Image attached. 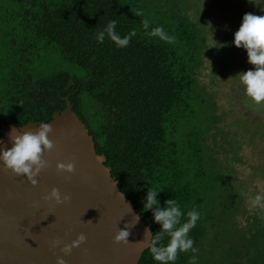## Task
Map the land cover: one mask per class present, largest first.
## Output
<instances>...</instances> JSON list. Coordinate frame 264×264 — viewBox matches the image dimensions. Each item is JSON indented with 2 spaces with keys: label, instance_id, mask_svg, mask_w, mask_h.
Listing matches in <instances>:
<instances>
[{
  "label": "trees",
  "instance_id": "obj_1",
  "mask_svg": "<svg viewBox=\"0 0 264 264\" xmlns=\"http://www.w3.org/2000/svg\"><path fill=\"white\" fill-rule=\"evenodd\" d=\"M6 7L13 11L14 25L3 39L7 61L0 67V133L9 124L49 122L67 107L68 98L153 233L160 226L151 210L142 211L149 188L161 191V206L173 198L183 211L201 212L190 232L196 253L178 252L175 261L190 264L216 221L209 183L218 186L222 179L213 175L222 165L210 155V144L208 174L202 137L196 136L188 153L180 141L181 128L198 103L199 28L179 11H161V0H9ZM109 20L117 21L121 37L135 33L127 47L117 48L107 37L97 42L95 34ZM158 25L174 37L171 42L148 35ZM55 53L83 69L86 77L66 71L37 75L36 61ZM195 135L190 132L188 138ZM215 201L218 217L234 208V201L223 195ZM139 264L158 262L146 250ZM254 264H264V250H258Z\"/></svg>",
  "mask_w": 264,
  "mask_h": 264
},
{
  "label": "rangeland",
  "instance_id": "obj_2",
  "mask_svg": "<svg viewBox=\"0 0 264 264\" xmlns=\"http://www.w3.org/2000/svg\"><path fill=\"white\" fill-rule=\"evenodd\" d=\"M8 3L0 0V67L7 61L4 35L14 25ZM173 10L189 17L203 37L195 88L198 103L190 122L181 128L180 141L188 153L189 144L202 137L208 174L209 144L210 155L222 165L213 174L221 176V182L209 183L207 191L211 210L216 212L217 196L234 201V208L220 217L212 211L216 221L196 264H254L258 250H264V213L250 203L257 192L264 194V103L252 102L239 83L237 74L255 66L248 63L246 49L236 47L233 40L245 13L264 15V0H161V11ZM58 71L87 75L59 53L43 55L34 65L39 76ZM190 132L196 135L188 138Z\"/></svg>",
  "mask_w": 264,
  "mask_h": 264
},
{
  "label": "water",
  "instance_id": "obj_3",
  "mask_svg": "<svg viewBox=\"0 0 264 264\" xmlns=\"http://www.w3.org/2000/svg\"><path fill=\"white\" fill-rule=\"evenodd\" d=\"M67 101L49 121L53 147L43 153L46 166L35 177V186L0 162V264H57V257L65 264H139L147 250L146 241H141L144 231L152 230L121 190L107 157L101 154L103 161H98L94 137ZM38 123L6 125L0 140L10 148L13 128L34 132ZM58 163H72L74 171L58 170ZM53 188L62 202L50 198ZM65 195L70 199L64 201ZM125 227L129 242H115L114 236ZM80 234L85 241L65 254L63 247Z\"/></svg>",
  "mask_w": 264,
  "mask_h": 264
},
{
  "label": "clouds",
  "instance_id": "obj_4",
  "mask_svg": "<svg viewBox=\"0 0 264 264\" xmlns=\"http://www.w3.org/2000/svg\"><path fill=\"white\" fill-rule=\"evenodd\" d=\"M251 2V0H250ZM137 15H140L137 13ZM116 20H109L102 30L95 36L99 43L104 42L107 37L115 43L117 48H124L129 45L134 32L128 35H121L116 31ZM146 30L149 29L147 20L143 21ZM150 37L158 38L161 41L171 42L174 37L165 32L162 25L152 27L148 31ZM233 43L236 47L244 48L247 51L248 63L254 65V70L242 71L238 73L240 85L243 87L245 95L255 104L264 103V15L245 13L239 29L234 33ZM52 132V125L49 122H39L36 131H24L23 128L17 130L13 128L10 132L12 146L4 147V141L0 140V162L6 169H10L16 175L25 176L30 183L37 184L36 176L46 166L43 153L51 150L52 141L49 134ZM98 161H103V155L98 154ZM57 169L67 172L74 171L72 163H58ZM161 191L149 188L143 199L142 211L152 212L153 222L159 224V230L155 233L145 229L144 238L147 250L151 253L152 259L158 264H175L178 252L196 253L194 241L190 235L196 227L198 220L201 219V212L197 208L183 211L176 199L169 198L161 206L159 193ZM48 198V197H46ZM50 198H54L57 203L62 202L61 194L58 189L53 188ZM70 199L69 196L63 197L64 201ZM251 206L264 213V194L257 192L251 198ZM264 219V215H261ZM139 217L136 219L138 222ZM130 230L128 227L119 229L114 236L117 243H128ZM84 234H80L71 245H65L62 251L69 254L72 248L79 246L85 241ZM59 242H54L53 246ZM57 264H65L62 257H57ZM190 264H196V257L193 255Z\"/></svg>",
  "mask_w": 264,
  "mask_h": 264
}]
</instances>
